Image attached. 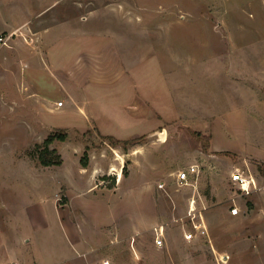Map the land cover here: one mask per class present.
<instances>
[{
	"label": "rangeland",
	"instance_id": "1",
	"mask_svg": "<svg viewBox=\"0 0 264 264\" xmlns=\"http://www.w3.org/2000/svg\"><path fill=\"white\" fill-rule=\"evenodd\" d=\"M0 32V264H264V0H0Z\"/></svg>",
	"mask_w": 264,
	"mask_h": 264
},
{
	"label": "built area",
	"instance_id": "2",
	"mask_svg": "<svg viewBox=\"0 0 264 264\" xmlns=\"http://www.w3.org/2000/svg\"><path fill=\"white\" fill-rule=\"evenodd\" d=\"M13 33H3L0 32V49L9 43V39H11ZM63 102L59 101L58 106H62ZM199 172V166L197 164H191L188 168L181 170L178 172L177 177L180 181L186 182L190 179L191 176L196 175ZM231 179L238 185V187L242 190L243 193L250 194L259 189L258 181L253 174H246L244 171L237 170L236 172L231 174ZM189 228L185 232V237L188 240L194 239L201 233L208 232V225L205 216L202 211L196 210V207L192 205L189 211ZM165 239L164 229L160 227L157 231L156 235V244L163 245ZM218 258L222 261H227L228 255L220 253ZM11 264H17L16 262H12ZM108 264V263H107Z\"/></svg>",
	"mask_w": 264,
	"mask_h": 264
},
{
	"label": "trees",
	"instance_id": "3",
	"mask_svg": "<svg viewBox=\"0 0 264 264\" xmlns=\"http://www.w3.org/2000/svg\"><path fill=\"white\" fill-rule=\"evenodd\" d=\"M67 133L65 131H57L50 134L43 142L42 145H38L37 157L40 164L44 166H55L61 165L63 163V156L61 152L55 148L51 147V144L55 139L65 140ZM112 143H120L121 141L115 140L112 137H109ZM134 140H127L126 142H133ZM83 166H86L88 163L87 154L81 159ZM261 171L264 173V168L260 166Z\"/></svg>",
	"mask_w": 264,
	"mask_h": 264
}]
</instances>
